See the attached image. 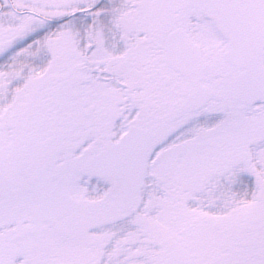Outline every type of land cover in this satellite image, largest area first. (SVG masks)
<instances>
[{
  "label": "snow or ice",
  "instance_id": "6c2138e0",
  "mask_svg": "<svg viewBox=\"0 0 264 264\" xmlns=\"http://www.w3.org/2000/svg\"><path fill=\"white\" fill-rule=\"evenodd\" d=\"M0 264H264V0H0Z\"/></svg>",
  "mask_w": 264,
  "mask_h": 264
}]
</instances>
